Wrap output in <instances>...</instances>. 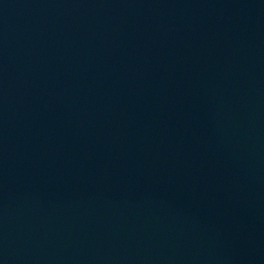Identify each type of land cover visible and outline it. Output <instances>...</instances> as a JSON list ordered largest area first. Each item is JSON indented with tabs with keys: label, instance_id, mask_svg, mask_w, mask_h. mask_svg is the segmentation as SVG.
I'll use <instances>...</instances> for the list:
<instances>
[{
	"label": "water",
	"instance_id": "water-1",
	"mask_svg": "<svg viewBox=\"0 0 264 264\" xmlns=\"http://www.w3.org/2000/svg\"><path fill=\"white\" fill-rule=\"evenodd\" d=\"M0 264H264V0H0Z\"/></svg>",
	"mask_w": 264,
	"mask_h": 264
}]
</instances>
